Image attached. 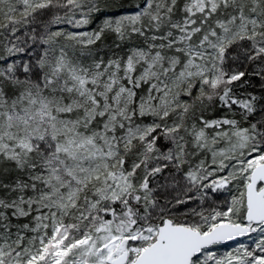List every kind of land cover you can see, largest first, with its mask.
<instances>
[{"label":"snow or ice","instance_id":"obj_1","mask_svg":"<svg viewBox=\"0 0 264 264\" xmlns=\"http://www.w3.org/2000/svg\"><path fill=\"white\" fill-rule=\"evenodd\" d=\"M0 264H264V0H0Z\"/></svg>","mask_w":264,"mask_h":264},{"label":"rangeland","instance_id":"obj_2","mask_svg":"<svg viewBox=\"0 0 264 264\" xmlns=\"http://www.w3.org/2000/svg\"><path fill=\"white\" fill-rule=\"evenodd\" d=\"M130 2H131V0H130ZM234 194V192L233 193H227V192H224V193H218V195H220L221 196V198L219 199V203H223V200L225 199V198H230V196L231 195H233ZM256 239H257V234L255 233L254 235H252V236H250V237H247V238H244V239H241L240 240V243H243V244H245V245H247V246H249V247H254L255 246V241H256ZM235 246H238L237 244H236V242H231L228 246H226V247H221L220 248V251L221 252H223V251H226V250H229L231 247H235Z\"/></svg>","mask_w":264,"mask_h":264},{"label":"water","instance_id":"obj_3","mask_svg":"<svg viewBox=\"0 0 264 264\" xmlns=\"http://www.w3.org/2000/svg\"><path fill=\"white\" fill-rule=\"evenodd\" d=\"M253 234H255V233H253ZM253 234H251L250 236H252ZM250 236H247V237H250ZM247 237H242V238H240V240L241 239H244V238H247ZM230 243V242H229Z\"/></svg>","mask_w":264,"mask_h":264},{"label":"trees","instance_id":"obj_4","mask_svg":"<svg viewBox=\"0 0 264 264\" xmlns=\"http://www.w3.org/2000/svg\"><path fill=\"white\" fill-rule=\"evenodd\" d=\"M219 194H220V193H219ZM217 195H218V194H217ZM219 197L221 198V196H220V195H219ZM253 235H254V234H253ZM229 244H230V243H229ZM229 244H228V245H229ZM228 245H226V246H228ZM226 246H222V247H226Z\"/></svg>","mask_w":264,"mask_h":264}]
</instances>
